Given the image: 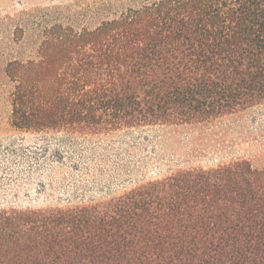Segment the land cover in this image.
Wrapping results in <instances>:
<instances>
[{
    "label": "trees",
    "instance_id": "obj_1",
    "mask_svg": "<svg viewBox=\"0 0 264 264\" xmlns=\"http://www.w3.org/2000/svg\"><path fill=\"white\" fill-rule=\"evenodd\" d=\"M0 38L18 129L186 126L264 103V0H75L1 22ZM0 264H264V164L0 210Z\"/></svg>",
    "mask_w": 264,
    "mask_h": 264
},
{
    "label": "rangeland",
    "instance_id": "obj_2",
    "mask_svg": "<svg viewBox=\"0 0 264 264\" xmlns=\"http://www.w3.org/2000/svg\"><path fill=\"white\" fill-rule=\"evenodd\" d=\"M75 0H0V24ZM0 47L6 42L0 38ZM6 81V80H5ZM0 85V210L73 208L118 197L180 170L247 160L264 164V103L186 126L109 134L18 129Z\"/></svg>",
    "mask_w": 264,
    "mask_h": 264
}]
</instances>
